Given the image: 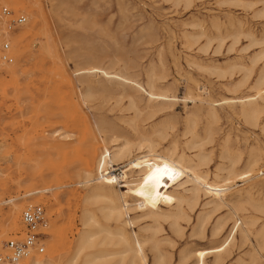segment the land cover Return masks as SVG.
<instances>
[{
	"label": "rangeland",
	"instance_id": "obj_1",
	"mask_svg": "<svg viewBox=\"0 0 264 264\" xmlns=\"http://www.w3.org/2000/svg\"><path fill=\"white\" fill-rule=\"evenodd\" d=\"M20 16L26 23L9 29ZM4 42L13 60L0 57V243L23 233L30 204H42L48 221L45 252L21 264L73 258L95 183L85 184L87 174H108L100 157L125 144L130 158L147 153L149 139L175 160L195 164L203 154L198 172L232 187L230 207L200 194L181 218L178 206L163 207L172 215L157 222L131 211L130 231L154 239L144 264H196L195 252L219 246L236 219L248 237L239 231L220 264H264V0H0V50ZM114 168L121 194L119 181L139 176L127 159ZM186 180L174 195L192 197ZM110 197L91 207L105 229L98 241L114 253L121 246L108 230L117 222L102 209Z\"/></svg>",
	"mask_w": 264,
	"mask_h": 264
},
{
	"label": "bare ground",
	"instance_id": "obj_2",
	"mask_svg": "<svg viewBox=\"0 0 264 264\" xmlns=\"http://www.w3.org/2000/svg\"><path fill=\"white\" fill-rule=\"evenodd\" d=\"M10 50L11 46L9 49L11 57ZM0 52L2 55L1 50ZM147 142V147L149 149L147 153L137 155L134 158H130L132 156V150L127 144L115 151L112 156H109L108 154L102 155L98 161V168H111V171L105 176L99 175L95 179H91L90 174H87L86 179L84 180L85 184L90 183L92 180H95V183L91 186L90 193L86 195L84 199L85 205L82 213L84 230L79 239L74 243V257L67 261L66 264H79L78 261L80 259L83 260V264H107L108 262L106 260H108L107 258L111 255H120L121 261L120 263L117 261L118 264L146 263L144 248L149 241L154 242V239L152 237H147L148 234L146 237H142L137 231H130V228H134L136 224L135 220L131 218V211H139L143 216L151 218L157 222L166 216L172 215L171 212L163 210V207L171 208L173 206H178L180 210H178L175 215L176 217L181 218L186 216V213L181 209L182 205L187 203L190 208H193V200L198 199L200 194L210 197L211 200L207 203L212 204L215 208L223 205L229 206L228 202L224 201L225 194L228 193L232 187V185L229 184L228 177L225 178L223 183H209L207 182V177L198 172L197 167L204 165L206 162V158L203 154L199 156L200 159L198 163L194 162L195 164H192L191 161H185L183 156L179 157L177 160L173 159V156L175 155L174 150L166 154H160L161 152L157 153V150L155 151L154 142L150 139L147 140ZM140 149H142V146ZM125 159L129 161L131 169L137 172L139 177L128 181L126 176H124L119 182L124 183L121 186L126 188V191H119L121 194H118L114 189V184L117 181V177L114 174V171L117 169H115L114 166ZM186 177L187 180L185 182H191L194 184L192 197L174 195L172 191L173 188L181 186L184 183L182 181ZM107 195H112V197H110L109 205L107 204L108 206L102 209L108 211L107 213L105 212L106 214L104 213L108 219H113L117 222V225L112 232H109L108 229L107 230L108 233H111L117 238L116 242H114L115 239L112 238L114 239L112 244L121 246V250L119 249L120 251L114 253H110L105 249V246L108 244L106 243L107 240H104L102 237L103 241L101 239V241H98V237L105 232V229L99 224L100 221H98V215L91 207L93 200L96 201L97 198H102ZM127 196L134 198L135 203H129V200L126 199ZM238 210L239 208L232 207V211L236 214ZM178 222V220L174 221V226H176L177 229H179ZM204 223V221H201L202 225H204ZM250 223L249 220L245 221L246 225H249ZM21 224H23L22 218ZM243 224L242 221L239 222V220L236 219L230 232L219 246L196 251V264H206L207 258L211 256H215V264H220L223 259H221L222 254L225 253L234 242L235 236L239 231L244 238L248 237L250 230L247 227H244ZM46 226L47 224L43 227ZM222 231L223 226L221 223H218L214 227L212 235L217 236L221 234ZM42 232L45 233L44 230H42ZM22 235L23 233H20L18 238L22 237ZM105 236L106 235L104 234V237ZM155 247L157 248V246ZM255 249L257 250V248ZM36 254L41 253H39L38 250H34L30 256L21 259L19 264H21L23 260L33 258ZM157 258L160 259V257ZM182 259V261L187 260V255H184ZM33 264L57 263L53 261L42 262L35 260ZM156 264H158V261Z\"/></svg>",
	"mask_w": 264,
	"mask_h": 264
},
{
	"label": "built area",
	"instance_id": "obj_3",
	"mask_svg": "<svg viewBox=\"0 0 264 264\" xmlns=\"http://www.w3.org/2000/svg\"><path fill=\"white\" fill-rule=\"evenodd\" d=\"M9 10H4V15L8 16ZM26 16H20L7 21L8 28H16L25 24ZM10 45L8 42L1 46V58L4 62H11L13 59L9 54ZM25 227L20 238L3 240L0 243V264H19L20 260L30 256L34 250L39 253L45 252L44 233L42 229L47 224L46 209L42 204H30L21 214Z\"/></svg>",
	"mask_w": 264,
	"mask_h": 264
}]
</instances>
